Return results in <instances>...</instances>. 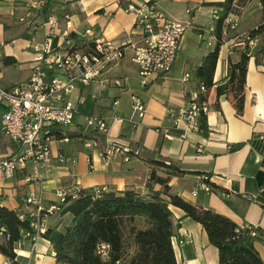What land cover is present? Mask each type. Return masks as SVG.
Masks as SVG:
<instances>
[{"label": "crops", "instance_id": "1", "mask_svg": "<svg viewBox=\"0 0 264 264\" xmlns=\"http://www.w3.org/2000/svg\"><path fill=\"white\" fill-rule=\"evenodd\" d=\"M150 1L167 19L189 25L171 71L142 88L137 68L130 62L132 51L127 48L119 65L99 81L85 87L77 86L71 96L76 103V114L73 124L65 128V135H89L84 117L101 116L109 124L107 138L128 147L130 152L114 154L106 160L102 154L104 138L97 139L98 147L85 148L83 139L67 137V143L56 142L50 146L51 158L38 171L39 183L24 182L26 176L35 174L30 164L13 178L7 179L0 174V206L27 212L29 207L25 199L33 194L40 197L43 207L47 208L58 203L56 192H69L75 188L133 189L145 195L152 168L159 177H168L165 170L149 164L150 161H162L180 171L194 173L169 176L167 186L172 193L191 205L228 218L239 228L253 226L264 231V141L259 143L260 151L252 145L256 137H264V67L249 60L243 109L237 115L232 98L217 97L215 89L227 81L228 67L239 61L241 50L230 49L227 45L220 47L213 74L214 86L207 92L205 103L208 133L203 136L191 124L179 120V112L189 108L196 94L192 72L212 51L201 49L199 30L214 26L212 13L224 0L130 2L138 8ZM124 6L120 0H0V87L11 89L27 81L34 49L43 43L45 25L50 19L56 22L55 35L51 39L53 48H68L65 33L73 43L80 45L92 44L93 40L108 41L115 46L138 43L140 33L134 27L135 16L124 13ZM262 14L264 11L258 1L248 2L237 14H230L226 20H235L237 26L234 30L226 29L224 42L253 30L260 24ZM86 31H92L93 36L86 35ZM4 59L13 62L5 64ZM11 68L25 72V78L15 82L6 77L3 72ZM115 79L123 80L125 86L115 87ZM3 81L8 83L4 85ZM131 95L138 97L144 105L142 118L132 109ZM114 101L117 105L113 111ZM114 115L125 121L121 124L113 122ZM74 140L81 143L76 145ZM15 149L7 138L0 137V157ZM58 156L65 160L64 164L58 163ZM205 176L217 190L201 186L206 184L203 182ZM161 189L159 185L152 187L153 191ZM169 209L174 226L171 246L176 264H218V252L209 244L203 228L185 218L181 210ZM57 215L45 217L44 229L60 221L62 224L69 222V217L61 219ZM255 249L264 261V244H256ZM15 253L17 264H55L50 244L40 236H24ZM0 264L11 263L0 256Z\"/></svg>", "mask_w": 264, "mask_h": 264}, {"label": "trees", "instance_id": "2", "mask_svg": "<svg viewBox=\"0 0 264 264\" xmlns=\"http://www.w3.org/2000/svg\"><path fill=\"white\" fill-rule=\"evenodd\" d=\"M252 1H258L264 11V0H224L217 5L218 19L214 22L217 43L192 72L196 82L195 103L199 107L206 103L207 92L214 86L213 74L224 42L223 31L228 28L226 19ZM247 34L250 38L258 39L257 47L250 53L244 48L239 61L229 65L227 81L215 89L217 97L226 95L232 98L237 115L243 109L249 60L253 59L256 65L264 67V14L260 24ZM86 46L91 47L92 44ZM12 62L11 59H4L5 64ZM201 87L204 92L200 91ZM196 127L203 136H207L206 114L199 115ZM56 136L58 139L78 137L97 140L92 134L57 133ZM252 145L260 151L259 143ZM149 164L165 170L168 177L194 174L180 171L162 161H150ZM168 177H159L152 168L146 183L148 193L145 195L133 189L115 191L107 187L65 191L64 202L58 205L56 213L61 219L69 217V222L62 224L60 221L48 226L39 235L50 244L55 264H115L117 261L123 264H176L171 246L174 226L170 207L181 210L185 218L203 228L209 244L218 252V264H264L255 249L256 244H264V231L253 226L239 228L228 218L210 209L187 203L171 192L167 186ZM207 177V188L217 190L207 182ZM154 185L162 189L153 191ZM33 222L28 211L8 210L0 206V256L11 264H17L15 250L23 237L36 236ZM101 246L105 247L103 251Z\"/></svg>", "mask_w": 264, "mask_h": 264}, {"label": "built area", "instance_id": "3", "mask_svg": "<svg viewBox=\"0 0 264 264\" xmlns=\"http://www.w3.org/2000/svg\"><path fill=\"white\" fill-rule=\"evenodd\" d=\"M131 0H120L125 3L122 7L124 13H132L135 16L134 27L140 33V40L136 44H123L115 46L111 42L93 40L92 46L73 43L65 33L67 49L53 48L52 37L55 35V20L50 19L46 23V34L43 43L35 48V54L31 62L30 74L27 81L11 89L0 87V137L4 136L15 145L16 149L9 155L0 157V174L10 179L15 174L30 164L34 168V175L26 176V184L39 183L38 171L47 165L51 158L50 146L53 143H67L68 138L58 139L57 133H65V128L73 124L76 114V103L71 96L77 86H87L91 82L99 81L101 77L112 68L119 65L127 48L132 51L130 62L137 68L140 86L146 88L152 80L168 74L175 62L180 48L182 37L189 27L188 24L167 19L155 7L154 2H147L135 8ZM189 13V11H187ZM217 10L212 13V21H217ZM228 29H236V21L226 20ZM226 30L223 31V36ZM86 35L93 36L92 31H86ZM201 41L207 47H214L217 43L214 26L199 30ZM258 39L250 38L246 33L241 36H233L223 45L228 48H244L252 52L258 44ZM187 77V76H186ZM113 85L117 88L125 86L124 81L115 79ZM204 92V88H200ZM194 95L188 109L179 112V120L192 125L197 130L196 120L200 114H206L205 103L200 107L195 103ZM80 101V100H79ZM78 101V102H79ZM133 111L142 118L144 105L142 101L130 96ZM117 101L112 104L115 110ZM173 117L172 114H169ZM112 121L121 124L124 118L114 115ZM85 127L89 134L96 139L104 138L102 142V154L109 160L114 154L125 155L130 152L128 147H122L107 138L109 124L101 116L90 115L84 117ZM165 134L167 132L165 131ZM264 141V137H256L253 143ZM85 148L98 147V140H84ZM59 164L65 160L57 157ZM205 178L203 182H205ZM206 188V184L201 185ZM104 190V189H103ZM66 192H56L58 203H52L47 208L43 207L42 199L30 194L25 199L29 207V216L34 219L32 227L37 231L36 236L44 233V219L58 211V205L64 202ZM35 236V237H36ZM28 237V236H27ZM182 242H180L181 244ZM105 249L101 246V250ZM115 264H123L117 261Z\"/></svg>", "mask_w": 264, "mask_h": 264}, {"label": "rangeland", "instance_id": "4", "mask_svg": "<svg viewBox=\"0 0 264 264\" xmlns=\"http://www.w3.org/2000/svg\"><path fill=\"white\" fill-rule=\"evenodd\" d=\"M261 18H262V16H261ZM188 29V28H187ZM186 29V30H187ZM186 32V31H185ZM199 36H200V34H199ZM203 44V43H202ZM258 45V44H257ZM201 49H203V50H205V49H213V48H210V47H207L206 45H202L201 46ZM179 50H180V48H179ZM4 73V75L6 76V77H9V78H11V79H13V81H15V82H20V81H22L24 78H25V76H26V73L25 72H18V70H17V68L16 69H14V68H11V69H8V70H6L5 72H3ZM12 81V82H13ZM8 82H5V81H3V84L5 85V84H7ZM2 115V110H1V108H0V116ZM82 123H84L83 121H82ZM73 143H75L76 145H79L80 143H81V141L80 140H74V142Z\"/></svg>", "mask_w": 264, "mask_h": 264}]
</instances>
